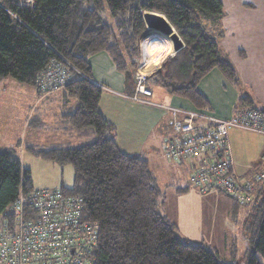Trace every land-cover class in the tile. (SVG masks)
I'll list each match as a JSON object with an SVG mask.
<instances>
[{
  "label": "trees",
  "instance_id": "trees-1",
  "mask_svg": "<svg viewBox=\"0 0 264 264\" xmlns=\"http://www.w3.org/2000/svg\"><path fill=\"white\" fill-rule=\"evenodd\" d=\"M17 1L0 0V80L10 76L36 88L37 76L52 61L71 64L85 77L72 72L69 83L59 90L75 103L61 114V127L87 142L76 147H25L45 161L72 165L70 188L34 189L15 147L0 152V230L17 229L16 206L22 219L35 218L38 201L27 200L32 192L48 199V193L59 191L79 197L81 219L98 230L91 252L95 264H225L215 252L179 238L176 224L159 211L164 195L156 177L143 156L118 148L114 125L99 111L102 89L90 81L88 60L104 52L124 76L125 85L134 86V59L145 29L143 13L160 14L183 48L149 75L148 85L206 109L198 84L210 70L216 68L238 84L235 69L221 57L217 44L222 36L221 0H33L31 7L18 6ZM245 109L257 108L243 96L237 110ZM259 196L262 199L248 209L243 228L249 245L244 264H264V183L259 184Z\"/></svg>",
  "mask_w": 264,
  "mask_h": 264
},
{
  "label": "crops",
  "instance_id": "crops-1",
  "mask_svg": "<svg viewBox=\"0 0 264 264\" xmlns=\"http://www.w3.org/2000/svg\"><path fill=\"white\" fill-rule=\"evenodd\" d=\"M221 3L224 14L219 28L222 30V36L218 38L217 44L221 57L227 59L235 69L238 84L235 86L230 83L218 69L210 70L198 84L200 93L208 103L207 108L202 110L210 112L220 119H227L237 111L239 98L246 96L251 100L253 107L264 111V0H221ZM145 29L149 30L148 28ZM146 36L145 39L150 38V36L153 38L154 34L147 33ZM157 40L158 54L164 52V55L159 58L160 61H158L157 56L149 53L146 49L145 52H142L141 48L138 57L134 59L135 63L145 61L143 72L148 76L160 68L164 59L172 57L176 53L170 41ZM160 50L162 51L160 52ZM88 60L92 75L90 81L103 86L101 87L99 111L105 119L114 125L112 136L118 148L126 154L143 156L150 168V160L153 161L157 154L165 155L164 145L176 137L171 127V112L160 105L184 109L198 108L184 98L169 95L157 85L149 86L151 91L149 98L142 99L145 101H136L131 98L134 86L125 85L124 76L114 70L111 60L104 52L96 53L90 56ZM2 80L6 79L3 78ZM10 84L14 87L25 88L23 84H17L11 80ZM4 92L5 89L0 92L1 99ZM18 96L20 97L19 101L3 99L0 101V152L15 147L21 153L28 145L42 148L41 141H39L42 137L40 136L42 131L45 128L55 133L64 130L63 126L58 124V119L61 118V114L66 109L75 104L71 99L68 100L62 91L40 95L35 87L24 90ZM25 98L27 99L23 102L21 99L24 100ZM58 101H61L62 105L57 104ZM43 104L51 106L48 116H45V112H37V107ZM28 115H31L30 122L34 117L37 119L50 117L48 124L39 121L34 125L33 138L38 142H26L24 126L25 117ZM229 128L227 133L230 130L231 137L238 134L236 131L238 128ZM247 132H250L247 134L253 133L259 137V133ZM261 136V140L264 142V136ZM57 141H60L59 137L54 135L49 140L47 148L62 147L66 144ZM233 141L236 142L234 137ZM257 149L258 153L248 150L240 156L233 147L232 170L240 176L247 175L263 155L264 143L261 149ZM169 162L173 163L172 170L175 174H181L183 170L188 172V181L184 182L185 185L180 183L183 187L180 192L185 193L187 189L193 190L192 195H190L191 208H194L195 211L201 209V215H204L202 206L219 199L213 195L215 191L203 192L190 185L189 177L195 165L193 159ZM153 167L158 168L156 163ZM177 192H179L178 189ZM232 204L234 205V202L229 200L227 205L229 209H233ZM171 213L168 210L163 212L171 221L173 219L172 222H175ZM227 217L231 219L230 216ZM227 221H229L228 218ZM212 227H216V224H213ZM228 230H230V226L227 229L226 223L223 229L225 240L228 238L226 234L229 232Z\"/></svg>",
  "mask_w": 264,
  "mask_h": 264
},
{
  "label": "built area",
  "instance_id": "built-area-1",
  "mask_svg": "<svg viewBox=\"0 0 264 264\" xmlns=\"http://www.w3.org/2000/svg\"><path fill=\"white\" fill-rule=\"evenodd\" d=\"M17 5L31 7L33 0H18ZM72 72L85 77L64 60L52 61L37 76V92L48 95L61 90L71 80ZM147 76L135 70L132 99L145 101L142 99L150 96ZM160 106L171 112V127L176 134L164 145L165 155L174 162L195 161L189 177L193 187L219 192L244 208L259 203L264 153L247 175L236 174L232 170L227 129L236 127L264 136V111L237 110L231 117L220 119L202 109ZM46 196L48 199H43V195L32 192L27 197L38 201V213L32 220L22 219L20 206L15 207L20 215L17 229L0 230V264H95L91 252L98 242V230L81 219V199L63 196L59 191Z\"/></svg>",
  "mask_w": 264,
  "mask_h": 264
},
{
  "label": "rangeland",
  "instance_id": "rangeland-1",
  "mask_svg": "<svg viewBox=\"0 0 264 264\" xmlns=\"http://www.w3.org/2000/svg\"><path fill=\"white\" fill-rule=\"evenodd\" d=\"M147 33L154 34L153 38L152 36H150V38L145 39V37H147L146 36ZM157 39L160 40L163 39L168 42L170 41L172 43L169 35H166L163 32L154 29H149V30L144 29V31L140 34L138 39V48L139 49L141 48L142 52L143 51L145 52L146 49L149 53L157 56L158 61H160L159 58H161L164 55V52H161L162 50H160L161 53L158 54L159 49L157 48L158 46V44L156 43L158 41ZM145 55H147V53H145ZM147 56H149V54ZM143 58L144 57L142 56V59ZM144 66H145V61L142 62L140 61L135 63L133 74L135 73V70L143 72ZM148 77L149 76H147V79ZM5 79L6 80H2V79H1L2 81L0 80V92L2 89H5V92L2 95L3 100L19 101L20 97L18 96V94L24 92V90H28L31 88L30 86H27L25 84H23L24 85L23 87L25 88L14 87L13 85L10 84V80L14 81V83L17 84L20 83H18L10 76H7ZM2 99L0 98V101ZM26 99L27 98L21 100L25 102ZM57 104L62 105L61 101H58ZM50 110H51L50 105L43 104L37 107V112L38 111L39 113L45 112L46 113L45 116H48ZM30 117L31 115L25 117L24 129L26 130L24 131V133H25L26 142L34 143V142H38L35 141V139L33 138V134L35 133L34 125L39 121L48 124V122H50L49 121L50 117H46V118L41 117V119H37L36 117H34L32 118L31 122H30ZM61 119L62 118L58 119V124H61L60 123ZM233 128L236 129V127ZM233 128L230 127L229 129H233ZM238 129L236 130L238 134H235L232 137L230 134V130L227 133L228 145L231 155H232L233 147L238 151V155L240 156L243 155V152L248 150H251V152L257 151L258 153L257 148L261 149L264 143L263 140H261L262 136L259 134V137H257V135L253 133L247 134L250 133L247 132L249 130H245V129L238 130ZM54 135H58L60 141L57 142L64 144L66 143L65 146L76 147L87 142L85 140L80 141L76 139V137H74L72 135V132L69 130L64 129L55 133L45 128V130L42 131V134L40 135L42 137L39 140L41 141V146L43 149L47 148L49 144V140H51V138ZM233 137L236 139V142L233 141ZM17 157L20 160L21 167L30 171L29 173L32 181V186L34 189H42V188L59 189L61 187L70 188L72 186L73 184L72 165L65 164L63 166H59L57 164L45 161L39 158L38 156L30 153L26 148L21 153L20 150L17 151ZM169 161L166 155L161 156L157 154L156 158L153 161L150 160L149 170L156 177L157 186L164 195L163 205L159 207V211L162 213L163 212L165 213L166 210L172 212L171 214H173L172 216L173 218H175L174 221L176 222V225L178 227L177 236L182 239H188L191 243L195 245H201L204 248L215 252L218 256L219 261L225 264H244L246 261L247 251L249 250V245H248L247 236L244 234L243 228L247 220L246 218L250 206H247L245 208L236 206L235 208L234 205L232 204L233 209H229L227 205L230 199L224 196L223 194L215 191L213 195L219 198L218 201L216 200L213 203L202 206L204 210V215H201V209L200 211H195L194 208H191L190 195H192L193 190L184 188L187 189L186 192L185 193L180 192L183 188L181 187L180 183L185 185L184 182L188 181V172L186 170H183L181 174H175L174 171L172 170L173 163ZM154 163L157 164L158 168L153 167ZM177 189L179 192H177ZM227 216H230L231 219ZM201 218L202 221H200ZM227 218L229 219V221H227ZM212 221H214V223H212ZM226 223H227V229L230 226V230H228L229 232L226 233L228 235V238L225 240L223 229L226 226ZM213 224H216V227H212Z\"/></svg>",
  "mask_w": 264,
  "mask_h": 264
},
{
  "label": "water",
  "instance_id": "water-1",
  "mask_svg": "<svg viewBox=\"0 0 264 264\" xmlns=\"http://www.w3.org/2000/svg\"><path fill=\"white\" fill-rule=\"evenodd\" d=\"M143 20L146 28L154 29L160 32H163L166 35L170 36V40L172 41L174 51H179L183 48V43L178 36V34L174 31L169 22L165 19L164 16L153 13V12H144Z\"/></svg>",
  "mask_w": 264,
  "mask_h": 264
},
{
  "label": "clouds",
  "instance_id": "clouds-1",
  "mask_svg": "<svg viewBox=\"0 0 264 264\" xmlns=\"http://www.w3.org/2000/svg\"><path fill=\"white\" fill-rule=\"evenodd\" d=\"M55 93V92H54ZM49 95V94H48Z\"/></svg>",
  "mask_w": 264,
  "mask_h": 264
}]
</instances>
